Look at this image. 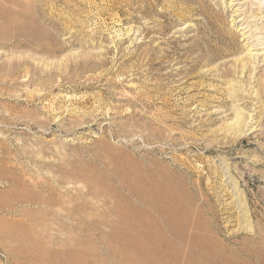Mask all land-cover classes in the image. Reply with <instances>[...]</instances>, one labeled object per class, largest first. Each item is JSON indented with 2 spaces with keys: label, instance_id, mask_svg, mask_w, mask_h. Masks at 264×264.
Returning <instances> with one entry per match:
<instances>
[{
  "label": "rangeland",
  "instance_id": "obj_1",
  "mask_svg": "<svg viewBox=\"0 0 264 264\" xmlns=\"http://www.w3.org/2000/svg\"><path fill=\"white\" fill-rule=\"evenodd\" d=\"M197 247L264 264V0H0V264Z\"/></svg>",
  "mask_w": 264,
  "mask_h": 264
},
{
  "label": "bare ground",
  "instance_id": "obj_2",
  "mask_svg": "<svg viewBox=\"0 0 264 264\" xmlns=\"http://www.w3.org/2000/svg\"><path fill=\"white\" fill-rule=\"evenodd\" d=\"M239 21H241V20H239ZM253 56V55H252ZM146 199V198H145ZM141 201V200H140ZM144 201V200H143ZM154 207V206H153ZM156 207H158V206H156ZM150 208V207H149ZM152 209H155V207L154 208H152ZM159 209V208H158ZM158 211V210H157ZM156 211V212H157ZM166 217V216H165ZM172 219V218H171ZM164 220H167V219H164ZM174 220V219H173ZM168 221V220H167ZM177 221V220H176ZM165 222V221H164ZM175 222V221H174ZM173 222V223H174ZM178 222V221H177ZM178 223H180V222H178ZM181 226V225H180ZM175 230V229H174ZM165 232V231H164ZM172 233H173V231H172ZM175 233H177V232H175ZM187 234V233H186ZM190 235V234H189ZM178 236V238H181V236L180 235H177ZM192 236H193V234H192ZM209 236V235H208ZM207 236V237H208ZM215 236V235H214ZM174 237V236H173ZM196 238H197V236H195ZM194 237V238H195ZM203 237V236H202ZM185 238V237H184ZM193 238V237H192ZM199 238V237H198ZM201 238V237H200ZM201 239H203V238H201ZM205 239V238H204ZM219 239V238H218ZM214 240V239H213ZM217 240V239H216ZM177 241V240H176ZM190 241V240H189ZM195 241V240H194ZM193 241V242H194ZM197 242H198V239L196 240ZM207 241V240H206ZM218 241V240H217ZM180 242V241H179ZM186 242V241H185ZM192 242V243H193ZM201 242V241H200ZM209 242V241H208ZM210 242H212V240H210ZM221 242V241H220ZM163 243V242H162ZM168 243V242H167ZM167 243H166V245H167ZM189 243V242H188ZM196 243V242H195ZM214 243V242H213ZM185 244V243H184ZM194 244V243H193ZM197 244V243H196ZM209 244H212V243H209ZM222 244V243H221ZM165 245V246H166ZM173 245V244H172ZM201 245V244H200ZM202 245H203V243H202ZM215 246L216 245H218V244H214ZM161 246V245H160ZM176 246V245H175ZM183 246V245H182ZM219 246V245H218ZM145 246H143V248H144ZM163 247V246H162ZM208 247H210V246H208ZM220 247V246H219ZM222 247V246H221ZM138 248H140V247H135L134 249H138ZM166 248V247H165ZM168 248V247H167ZM177 248V247H176ZM202 248V247H201ZM225 248V247H224ZM131 249V248H130ZM146 249H148V248H146ZM160 249H161V247H160ZM169 249V248H168ZM175 249V248H174ZM204 249V251H198L199 249H198V247H197V251L196 250H194L191 254H189L187 257H186V259L185 260H182V259H177L178 258V256H176V258L175 257H173V258H169V259H165V255L164 254H161L160 253V260L163 262V264H208L207 262H209V261H203V260H201V259H208V260H213V259H211V258H221V257H225V251H226V248H225V250L223 249V250H221L220 252L219 251H216V250H214V251H208V249L207 248H203ZM205 249L208 251H205ZM213 249V248H212ZM228 249V248H227ZM186 250H187V248H186ZM209 250H210V248H209ZM142 251V250H141ZM167 252H169L168 250H166ZM171 251V250H170ZM174 251H176V253H177V250H174ZM150 252V251H149ZM161 252V251H160ZM165 252V251H164ZM165 253V254H167V256H168V253ZM180 252V251H179ZM178 252V253H179ZM189 252V251H188ZM234 252V251H233ZM116 253V252H115ZM114 253V254H115ZM143 253V252H142ZM175 252H173V254H174ZM183 253V252H182ZM181 253V254H182ZM224 255H222V254ZM232 253V252H231ZM230 253V254H231ZM135 255V254H134ZM137 255V254H136ZM144 255V254H143ZM142 255V256H143ZM170 255V254H169ZM171 255H172V253H171ZM186 255V254H185ZM119 256H121L120 254H119ZM131 256V255H130ZM145 256V255H144ZM173 256V255H172ZM179 256H181L180 254H179ZM230 256L231 255H229V258H230ZM235 256V255H234ZM116 257V256H115ZM185 257V256H184ZM238 257H239V255H238ZM139 258H140V256H139ZM143 258V257H142ZM145 258V257H144ZM188 258V259H187ZM116 259V258H115ZM122 259V258H121ZM132 259V258H131ZM232 258H230V260H231ZM233 259H234V257H233ZM240 259H242V258H240ZM118 260V259H117ZM123 260H125V259H123ZM129 260V259H128ZM223 260H224V258H223ZM229 260V259H228ZM227 259H226V263H227V261H228ZM219 261V260H218ZM221 261V260H220ZM231 261H235V260H231ZM230 261V262H231ZM241 261V263H242V260H240ZM239 261V262H240ZM123 262V261H122ZM136 262V261H135ZM135 262H134V264H135ZM222 262V261H221ZM225 262V261H224ZM229 262V261H228ZM142 263V262H141ZM211 263V262H210ZM244 263V262H243ZM242 263V264H243ZM246 263V262H245ZM244 263V264H245ZM124 264V263H123ZM216 264H218V263H216ZM231 264V263H230ZM233 264H237L236 262L234 263L233 262Z\"/></svg>",
  "mask_w": 264,
  "mask_h": 264
}]
</instances>
